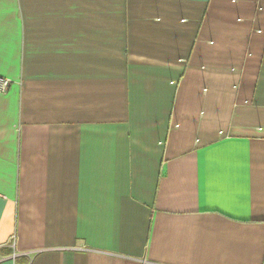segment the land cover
I'll use <instances>...</instances> for the list:
<instances>
[{
	"label": "crops",
	"instance_id": "0c3cea01",
	"mask_svg": "<svg viewBox=\"0 0 264 264\" xmlns=\"http://www.w3.org/2000/svg\"><path fill=\"white\" fill-rule=\"evenodd\" d=\"M0 76V264H264V0H0Z\"/></svg>",
	"mask_w": 264,
	"mask_h": 264
},
{
	"label": "built area",
	"instance_id": "2783aa9c",
	"mask_svg": "<svg viewBox=\"0 0 264 264\" xmlns=\"http://www.w3.org/2000/svg\"><path fill=\"white\" fill-rule=\"evenodd\" d=\"M10 79L0 76V94L5 93L10 85ZM15 242V235L10 237V244L13 247Z\"/></svg>",
	"mask_w": 264,
	"mask_h": 264
}]
</instances>
